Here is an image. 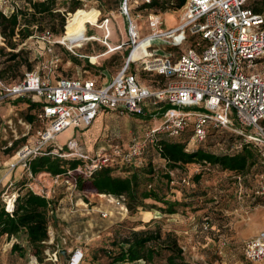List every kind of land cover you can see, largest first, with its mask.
Listing matches in <instances>:
<instances>
[{
	"label": "rangeland",
	"instance_id": "374dc122",
	"mask_svg": "<svg viewBox=\"0 0 264 264\" xmlns=\"http://www.w3.org/2000/svg\"><path fill=\"white\" fill-rule=\"evenodd\" d=\"M80 1L82 7L79 9H83V13L78 16L76 22L67 25V30L64 28L65 35L64 33L55 35L56 41L60 40L63 43L57 41L53 44L52 52L46 51L43 41L31 38L20 41L17 51L21 49V54L13 68H7L10 62L6 61L5 55L0 54V67L9 69L4 76L6 83L18 80L26 71L43 72V62H46L44 60L52 56H57L59 59L58 67L51 75L52 78L63 75L106 82L123 69L131 49L127 17L121 12L120 6L115 10L106 11L100 9L98 0ZM250 1L251 4L261 2V0ZM63 2L67 3L63 4ZM143 2L138 0L128 3L130 14L140 29L141 37L151 33L148 22L151 10L139 9ZM24 4V0H0V10L11 14L13 8L15 10ZM59 4L60 11L67 17L69 13L74 12L71 11L74 5L71 0H59ZM177 11L159 12L164 21L163 28L168 29L179 23ZM106 19H109L108 22ZM67 20L68 18H66V24ZM80 25L83 26V31L79 34L82 35V39L80 42H77L76 38L72 39L75 44L71 43L69 39L75 37ZM122 42L125 43L124 48L114 50V45H120ZM6 46L9 47L7 44ZM147 46L148 42L143 43L133 59L142 57L148 52ZM6 51L10 50L6 48ZM100 52L103 53L98 56ZM263 65H259L258 68L262 69ZM144 66L145 64L140 60L131 63L129 71L137 73L140 83L151 90L163 87L166 80L162 77L158 78L155 73L148 72ZM28 100L31 99L19 97L7 100L0 105V128L6 127L0 135V199L3 200L7 194L16 193L24 182L30 184L33 190L42 193L52 190L51 192L57 196L69 195L62 178L56 182V177L51 174L32 175L22 163L12 167L18 159L17 153L21 146L25 143L34 144L38 138L36 132L39 129V122L31 130L21 122V120L25 121L24 109L27 107ZM167 106V103L151 106L145 116L122 115L109 111L100 115V118L87 128L66 129L58 136L57 141L65 143L74 136L79 140L83 150L91 154L102 147L109 148V145L115 144H118L122 150H126L134 137L144 139L148 131L161 125L163 111ZM9 121H12V128L7 124ZM13 129H16L17 133H14ZM157 135L166 136L165 133ZM231 136V132L227 129L211 128L209 136L199 146L215 154L234 153L236 140ZM174 139L187 140L188 134ZM11 141L15 142L14 149L8 152L7 148L11 147L9 145ZM150 163L155 171L153 184L160 186L161 192L166 193L169 199L188 203L178 205L176 214L161 212L159 207H165V204L153 199H146L147 206L139 207L135 211L128 206V212L124 213L115 208L107 197L93 196L91 191L84 192L79 189L78 193L72 197L74 207L70 209L69 214H65L63 220L53 218L50 223L52 242L47 243L49 247L46 251L48 249L52 251L59 246L62 250H66V254L60 253L62 255H59L58 261L52 262L48 260L45 253V258L41 261L35 258L34 253L24 243L25 241L18 239L19 242L16 244L21 249L12 250V247L7 245L8 240H2L0 264H31L33 259L38 264H69L77 249H83L84 253L80 264H113L109 257L110 253L107 251H115L113 244L115 239L122 238L133 229L155 228L158 225L164 231L170 229V231L179 232L185 257L192 264H251L244 254V242L248 238L243 235L244 232L246 234L259 232V229L264 227V215H259L255 218L256 221L252 220L251 225L246 227V213L238 212L236 209L261 183L264 164L258 160L247 174L238 175L215 165L191 163L185 166L184 171H173L175 181L167 183L163 176L168 172L166 163L153 144L148 145L142 162L137 163V167H147ZM10 174L11 178L6 180ZM195 174L201 176L199 181L194 180ZM184 177L187 179L186 182L182 181ZM85 207L88 209L86 210ZM99 209L109 211L110 216L102 217ZM149 215H152L150 220ZM174 218L177 220L174 221ZM70 247L73 248L72 252L69 250ZM163 256L156 264H165ZM257 264H264V260Z\"/></svg>",
	"mask_w": 264,
	"mask_h": 264
},
{
	"label": "built area",
	"instance_id": "2783aa9c",
	"mask_svg": "<svg viewBox=\"0 0 264 264\" xmlns=\"http://www.w3.org/2000/svg\"><path fill=\"white\" fill-rule=\"evenodd\" d=\"M131 1L138 0H122L120 7L127 17L131 49L126 65L112 79L100 82L93 78L63 75L52 78L53 70L58 67L57 56L44 60L43 72L26 71L23 77L10 83L1 77L0 67V105L19 97L41 105L37 115L42 124L36 132L38 138L34 144L21 146L12 167L22 163L27 168L29 159L39 154L78 159L80 163L76 168L54 176L56 182L62 178L67 193L73 197L79 191L80 178H89L109 166H138L148 145L156 142L157 134L175 137L190 126L189 145L203 142L211 128L227 129L238 136L235 148L245 143L252 145L264 164V65L262 69L258 68L264 64V14L248 6L249 0H186L177 11L179 23L168 29L163 28L161 15L151 11L148 15L151 33L141 37L129 11L128 3ZM34 27L37 29V26ZM31 38L43 41L47 52H52V46L57 41L63 43L56 41L55 34L50 30L36 32L28 39ZM146 38H149L148 52L131 59L133 51ZM0 44L5 45L1 35ZM140 60L145 64V70L166 80L163 87L151 90L140 83L137 73L129 71L130 64ZM147 101L152 106L168 104L163 111V121L160 126L148 131L144 139L134 137L126 150L115 146L91 154L83 150L74 136L65 144L57 141L58 136L70 127L84 129L91 126L105 110L145 116L148 114ZM11 122H7L10 128ZM21 122L29 130L33 128L31 123ZM5 130L6 127L0 128V135ZM12 131L17 133L16 129ZM12 144L13 141L9 145ZM49 147L52 151H48ZM182 181L187 179L184 177ZM49 192L38 191L47 199ZM256 195L264 196V174ZM16 196L17 192L3 198L10 213L13 212ZM100 196L107 197L118 210L128 212L125 194ZM99 212L104 218L110 216L109 211L99 209ZM16 242L18 239L12 235L8 243L13 246ZM48 242H52L51 238ZM61 251L58 246L45 253L48 260L57 262ZM77 254L78 250L71 260ZM244 254L251 264L264 260V230L244 242ZM82 258L83 254L80 255V262Z\"/></svg>",
	"mask_w": 264,
	"mask_h": 264
},
{
	"label": "trees",
	"instance_id": "16d2710c",
	"mask_svg": "<svg viewBox=\"0 0 264 264\" xmlns=\"http://www.w3.org/2000/svg\"><path fill=\"white\" fill-rule=\"evenodd\" d=\"M71 1L74 3L71 11L74 12L69 13V17L60 11L59 0H24L25 4L16 8L11 14H6L0 10V35L5 43V45L0 44V54L5 55L6 61L10 62L7 68H13L14 63L20 57L21 49L17 51L20 41H25L30 36L35 35L36 32L39 33L44 30H50L55 35L66 34L67 25L76 22L78 16L83 13V9H79L82 7L81 1ZM98 1L100 2V9L106 11L115 10L122 4V0ZM185 1L150 0L143 2L139 9L164 13L179 10ZM250 2L249 0L248 6L254 11L264 14V0L254 4ZM66 3L63 2V4ZM66 18H68L67 24ZM34 26H37V29ZM64 28L66 29L65 32ZM6 48L10 51L7 52ZM136 52L131 59L134 58ZM7 68H1L2 78H4L5 72H8L9 69ZM161 77L158 76V78ZM24 110L26 122L33 126L39 122L37 115L41 110L40 103L28 100ZM40 126H42L41 123ZM184 134H188L187 140L174 139ZM191 134L192 129L189 127L179 136L168 137L167 134L166 136H157V140L153 144L161 159L166 163L168 172L163 176L167 183L175 181L171 172L184 171L185 166L191 163L215 165L238 175H245L260 160L257 149L247 143L236 148L234 153L226 154L209 152L199 146L202 142L191 145L189 148ZM231 137L236 141L238 140V136L234 134ZM14 145L15 142L7 148L8 152L14 149ZM48 151H52V147H49ZM79 163L80 161L73 157L68 159L56 154H39L29 159L27 170L33 175L51 174L56 176L66 172L67 169L76 168ZM114 171H121L126 175H114ZM154 176L155 171L151 163L147 167L109 166L95 172L89 178H80L79 189L84 192L87 190L115 196L125 194L127 204L132 211L139 207H146V199H153L165 204V207H159V210L165 214H174L177 212L178 205L188 204L169 199L166 193L161 192L160 186L153 184ZM200 177L199 174L193 176L195 181H199ZM24 187H27V191L23 194L20 191L17 194L13 212L10 213L6 210L5 202L0 199V242L4 236L10 238L12 235L16 236L24 232L27 236V247L34 253L35 258L43 261L45 251L49 247L46 243L50 238L49 225L54 218L51 213L52 200L32 190L26 182L19 188L22 190ZM16 243L13 244L12 250L21 249ZM113 244L115 251H107L110 253L109 257L113 264H142L141 262H144L143 264H156L163 255L165 264H192L185 257L179 236L173 231H164L160 225L155 228L133 229L122 238L115 239ZM31 264L38 263L33 259Z\"/></svg>",
	"mask_w": 264,
	"mask_h": 264
},
{
	"label": "crops",
	"instance_id": "0c3cea01",
	"mask_svg": "<svg viewBox=\"0 0 264 264\" xmlns=\"http://www.w3.org/2000/svg\"><path fill=\"white\" fill-rule=\"evenodd\" d=\"M166 29V28H165ZM80 42L81 40H77V42ZM123 43V42H122ZM122 43H120V44H122ZM109 45V44H108ZM119 44H116V45H114L115 47L116 46H118ZM108 48H110L109 46H108ZM122 48H124V46L122 47ZM120 49V48H119ZM102 53L103 52H100V53H98V56H101L102 55ZM157 76H160V75H157ZM147 106H148V109H149V107H151L152 105H151V103H150V101H147ZM109 111H113V110H105V111H103V112H101L99 115H98V117L95 119V121L96 120H98L100 117V115H102V114H104V113H106V112H109ZM116 112V111H115ZM117 113V112H116ZM134 116H136V115H134ZM94 121V122H95ZM73 137V136H72ZM60 144H65L64 142H59ZM110 147L109 148H107V147H102V148H100V150L101 149H111V148H113V147H115V146H119L118 144H115V145H109ZM113 174L115 175H121V176H125L126 175V173H122V172H113ZM11 178V174L10 175H8L7 177H6V180H8V179H10ZM16 178H17V176H16ZM30 185V184H29ZM30 187V186H29ZM31 188V187H30ZM66 189V188H65ZM21 191V193L23 194V193H25L26 191H27V187H24L22 190L19 188L18 189V191H17V194L19 193ZM36 191V190H35ZM52 191V190H51ZM49 192V199H51L52 200V204H51V207H52V210H51V212H53L52 214H53V217H54V219H58V220H63V218H65L64 216H65V214L67 215V214H69V212L71 211L70 209H72L73 207H74V199L72 198V197H70L69 195H65V196H61V195H54L52 192ZM36 192H38V191H36ZM93 196L94 195H100V194H105V193H94V192H92L91 193ZM247 200L243 203V204H241L240 205V207H238L237 209H236V211H244L245 213H246V218H245V224H246V227L247 226H250L251 225V221L252 220H254V221H256L255 220V218H258V216L260 215V216H263L264 215V196H258V195H256V190H254L253 191V193H251L250 195H248L247 196ZM69 205H71L70 207H69ZM86 208V210L88 209L87 207H85ZM89 213V212H88ZM174 214H176V213H174ZM174 214H170V215H174ZM150 217H148V219L150 220L152 217V215H149ZM177 219L176 218H174V221H176ZM49 227H50V225H49ZM264 230V227L263 228H261V229H259V232H261V231H263ZM168 231H170V229L168 230ZM173 232H175L178 236H179V238H181V235L179 234V232L178 231H176V230H173ZM258 231H255V232H253V233H251V234H246L245 232H244V235L243 236H245V238H251V237H253V236H255V235H257L258 233H259ZM17 239H21L22 241H25L24 243L25 244H27V236H26V234L24 233V232H21V233H19V234H17L16 236H15ZM2 240H10V238H8L7 236H4L3 238H2ZM18 242H19V240H18ZM7 245H10L9 243H7ZM76 246V245H75ZM10 247H12V246H10ZM72 247H70L69 248V250L72 252ZM78 250V254L79 255H81V254H83L84 255V253H83V249H77ZM70 252V253H71ZM77 254V256L79 257V255ZM73 264H75V262H73Z\"/></svg>",
	"mask_w": 264,
	"mask_h": 264
},
{
	"label": "bare ground",
	"instance_id": "6f19581e",
	"mask_svg": "<svg viewBox=\"0 0 264 264\" xmlns=\"http://www.w3.org/2000/svg\"><path fill=\"white\" fill-rule=\"evenodd\" d=\"M78 33L75 35V37H72V38H70L69 39V41L71 42V43H74V40H72V39H75L76 38V40H81L82 39V35H79L82 31H83V26L82 25H80L79 26V28H78ZM145 42H149V38L147 39H143L141 42H140V44H139V46L133 51V53H132V56H133V54L141 47V45L143 44V43H145ZM75 44V43H74ZM72 47H74V45H72ZM116 49V48H115ZM132 56H131V58H132ZM126 65V64H125ZM79 259H80V256L78 257V256H76L73 260H71L70 262H69V264H73V262H75V264H79L80 263V261H79Z\"/></svg>",
	"mask_w": 264,
	"mask_h": 264
},
{
	"label": "water",
	"instance_id": "95a60500",
	"mask_svg": "<svg viewBox=\"0 0 264 264\" xmlns=\"http://www.w3.org/2000/svg\"><path fill=\"white\" fill-rule=\"evenodd\" d=\"M61 253H62V254H66V250H62Z\"/></svg>",
	"mask_w": 264,
	"mask_h": 264
}]
</instances>
